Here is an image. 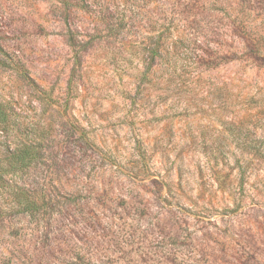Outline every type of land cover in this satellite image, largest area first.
<instances>
[{
	"label": "rangeland",
	"instance_id": "1",
	"mask_svg": "<svg viewBox=\"0 0 264 264\" xmlns=\"http://www.w3.org/2000/svg\"><path fill=\"white\" fill-rule=\"evenodd\" d=\"M0 103V264H264V0H0Z\"/></svg>",
	"mask_w": 264,
	"mask_h": 264
},
{
	"label": "trees",
	"instance_id": "2",
	"mask_svg": "<svg viewBox=\"0 0 264 264\" xmlns=\"http://www.w3.org/2000/svg\"><path fill=\"white\" fill-rule=\"evenodd\" d=\"M2 106L3 104L0 103V110H2ZM21 150L18 148H15L14 150L12 151H9V155H10V158H16V159H20V162L19 164H21V162L25 159H29L30 157L26 156L24 157V155H21L20 154ZM21 168V165H19V167H14V170H19ZM5 169H3V167H0V176L2 174V172L4 171ZM19 194V193H18ZM27 208L29 207V205H26Z\"/></svg>",
	"mask_w": 264,
	"mask_h": 264
}]
</instances>
